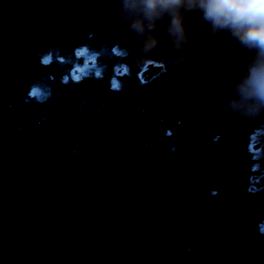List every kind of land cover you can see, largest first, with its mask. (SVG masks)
Instances as JSON below:
<instances>
[{
  "label": "water",
  "instance_id": "1",
  "mask_svg": "<svg viewBox=\"0 0 264 264\" xmlns=\"http://www.w3.org/2000/svg\"><path fill=\"white\" fill-rule=\"evenodd\" d=\"M129 24L122 0H0V264H264L242 50L191 22L146 50Z\"/></svg>",
  "mask_w": 264,
  "mask_h": 264
},
{
  "label": "clouds",
  "instance_id": "2",
  "mask_svg": "<svg viewBox=\"0 0 264 264\" xmlns=\"http://www.w3.org/2000/svg\"><path fill=\"white\" fill-rule=\"evenodd\" d=\"M130 28L145 36L144 49L154 47L164 32L176 49L190 39L193 23L202 34L227 36L242 50L243 63L232 84L230 105L245 114H261L264 106V0H122Z\"/></svg>",
  "mask_w": 264,
  "mask_h": 264
},
{
  "label": "trees",
  "instance_id": "3",
  "mask_svg": "<svg viewBox=\"0 0 264 264\" xmlns=\"http://www.w3.org/2000/svg\"><path fill=\"white\" fill-rule=\"evenodd\" d=\"M263 116H264V114H263ZM261 146H263L264 145V133L262 134V137H261ZM240 159L241 158H239V157H234L233 159H232V161H234V163H235V165H237L238 166V170H240L241 169V167H240ZM238 173V172H237ZM246 187V186H245ZM251 226V225H250ZM257 227H258V225H257ZM258 230V229H257ZM239 257H236L237 259L235 260V264H238L237 262H240L239 264H252V263H254V260H253V258H247L248 260H250L251 262L249 263V261L247 262H244L245 261V258H244V255H242V254H237ZM232 257H230V259H231ZM244 258V259H243ZM244 262V263H243Z\"/></svg>",
  "mask_w": 264,
  "mask_h": 264
},
{
  "label": "flooded vegetation",
  "instance_id": "4",
  "mask_svg": "<svg viewBox=\"0 0 264 264\" xmlns=\"http://www.w3.org/2000/svg\"><path fill=\"white\" fill-rule=\"evenodd\" d=\"M261 127H262L263 130H264V123L261 124ZM260 137H262V135H261ZM260 140H261V138L259 139L258 143L260 142ZM259 152H260V150H259ZM256 158H257V157H256ZM260 160H262V159H260ZM260 160H255L253 164H255L258 168L261 169V165H260V164H263V165H264V163H261ZM263 171H264V170H263ZM262 174H264V173L257 174V175L259 176V178H261V175H262ZM263 176H264V175H263Z\"/></svg>",
  "mask_w": 264,
  "mask_h": 264
},
{
  "label": "rangeland",
  "instance_id": "5",
  "mask_svg": "<svg viewBox=\"0 0 264 264\" xmlns=\"http://www.w3.org/2000/svg\"><path fill=\"white\" fill-rule=\"evenodd\" d=\"M149 69H150L151 74H153V73L157 72L160 69V67L159 66L151 65L149 67Z\"/></svg>",
  "mask_w": 264,
  "mask_h": 264
}]
</instances>
